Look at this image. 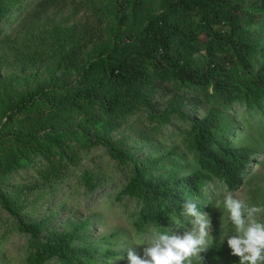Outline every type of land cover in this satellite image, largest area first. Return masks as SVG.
<instances>
[{"label": "trees", "instance_id": "obj_1", "mask_svg": "<svg viewBox=\"0 0 264 264\" xmlns=\"http://www.w3.org/2000/svg\"><path fill=\"white\" fill-rule=\"evenodd\" d=\"M33 1L0 0V223L13 219L0 234V261L5 235L16 230L27 240L22 264H122L123 252L114 248L119 232L91 238L92 216L58 230L52 215L30 217L31 209L98 146L128 170L114 199L137 203L131 219L138 235L180 223L185 199L197 198L204 211L203 173L227 189L235 186L255 151L222 141L224 113L235 105L264 107V65L255 67L264 49L247 29L254 14L264 16V0H102L107 20L97 19L90 31L48 24L39 13L28 24L37 9L28 8ZM15 66L47 69L15 91V78L2 74ZM73 74V84L63 80ZM162 86L191 93L204 115L189 117L183 96L156 112L153 100ZM172 115L188 123L187 148L198 169L182 173L184 154L174 143H160ZM135 116L156 123L135 131ZM35 162V181L4 187ZM77 183L86 193L99 185L87 170ZM222 255L213 242L202 264H218Z\"/></svg>", "mask_w": 264, "mask_h": 264}, {"label": "rangeland", "instance_id": "obj_2", "mask_svg": "<svg viewBox=\"0 0 264 264\" xmlns=\"http://www.w3.org/2000/svg\"><path fill=\"white\" fill-rule=\"evenodd\" d=\"M34 6H37V9L27 16L26 22L28 24L36 19L37 13H39L41 21L48 24L65 23L66 26L75 25L80 31L82 29L90 31L96 25L97 19L103 18L107 20L105 16L107 15L106 9L108 7L102 0H35L28 8H33ZM250 21L252 22L247 26V29L256 37L254 40L255 44L259 48L264 49V16L254 14ZM91 48L92 45H89L88 49L90 50ZM263 65L264 58L258 57L255 67ZM46 69V66L39 69L37 67L21 69L15 66L3 69L2 74L8 79L10 77L15 78L12 86L15 91H19L27 89L29 84L25 80L28 76L38 73L41 77H44ZM77 79L78 76L75 74L63 77V80L72 84ZM178 96H183V109L189 117L200 119L204 115V106L196 103L191 93L186 91L176 93L174 90L163 86L154 97V110L156 112L163 111L170 101L176 102ZM224 116L223 125L227 132L222 136V141L225 144L231 143L234 146L251 147L254 149L255 154L242 170L237 184L232 188L227 189L225 185L211 180L209 175L202 174L205 180L204 193L208 201V204L204 206L203 212H208L212 220V235L214 239L211 240L210 245L213 242H217L223 247V255L218 264H238V257L229 254L226 240L223 244L220 243L226 230L227 216V212L223 208V198L227 193H232L235 198L241 199L245 203L264 205V107L260 111H249L242 106L235 105L228 108ZM142 117H145V115ZM130 123L135 125L136 129L134 130L137 131L143 127L150 129L156 122L153 121L152 123L145 118L140 121L135 116L130 119ZM187 131L188 123L182 122L175 115H172L171 119L163 124L162 132L158 135L159 139L162 140L160 142L162 146H170L174 143L178 146V152L184 154V159L182 160L184 167L180 169L182 173L198 169L197 160L192 158V153L187 148L189 143V139L185 136ZM128 135L134 138L136 133H128ZM151 135H153L152 132ZM138 146L140 144H137ZM148 152V148L144 149L139 156L142 157ZM38 167V163L35 162L31 167L15 172L10 180L5 182L4 187L13 186L16 183L24 185L35 181ZM86 170L96 175L99 182V185L91 193H86L85 186L77 183L79 176ZM126 175H128V170L122 168L115 160L109 157L104 148L100 146L94 147L83 158L70 177L59 184L56 190L48 193L36 206H33L29 216L42 218L46 214L47 216L52 215V226L58 230L63 229L65 225L68 226L70 222H82L92 216L89 225L91 238L97 239L109 233L119 232L121 234L120 239L114 248L124 254L127 248L133 247L137 254H141L143 247H146V245H133V243L135 241L146 242L151 238L152 231L142 235H138L134 231L131 214L138 208L134 200L123 198L121 201H117L114 199L115 193L121 184L124 183ZM109 195L112 197H107ZM193 200L195 202L199 201L197 198ZM4 216L6 215L4 214ZM12 220V218H9L7 224L0 223V234L3 235V232L8 230V225ZM172 224L169 227H174L177 222L175 223L174 221ZM5 239L7 241L1 251L4 258H1L0 264H22L20 262L27 247L25 235L12 230L5 235ZM208 251L201 253L202 258L194 260L193 264H202ZM122 264H127V261L124 259Z\"/></svg>", "mask_w": 264, "mask_h": 264}, {"label": "clouds", "instance_id": "obj_3", "mask_svg": "<svg viewBox=\"0 0 264 264\" xmlns=\"http://www.w3.org/2000/svg\"><path fill=\"white\" fill-rule=\"evenodd\" d=\"M223 208L226 230L220 243L226 240L229 254L238 257V264H264V205L248 204L227 193ZM179 219L174 227L154 228L146 242L135 241L133 245H146L141 254L129 247L117 259H126L127 264H193L201 259L214 239L210 214L199 211L194 200L185 199Z\"/></svg>", "mask_w": 264, "mask_h": 264}]
</instances>
